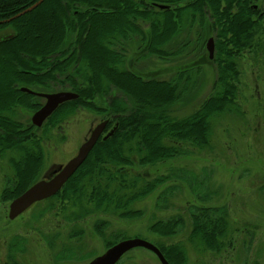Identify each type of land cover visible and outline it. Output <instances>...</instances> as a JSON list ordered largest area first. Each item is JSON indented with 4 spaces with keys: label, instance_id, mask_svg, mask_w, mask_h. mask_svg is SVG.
<instances>
[{
    "label": "trees",
    "instance_id": "obj_1",
    "mask_svg": "<svg viewBox=\"0 0 264 264\" xmlns=\"http://www.w3.org/2000/svg\"><path fill=\"white\" fill-rule=\"evenodd\" d=\"M39 1L0 0V21L24 13ZM48 4L50 10L43 11ZM260 5L264 8V0H44L36 9L0 25L16 29L0 41V81L7 77L4 86L0 82V156L18 153L9 160L13 177L6 180L1 200L12 201L31 187L45 158V142L36 132L40 129L16 117L17 109L35 112L41 106L37 97L21 91V84L37 86L44 93L56 83L70 85L71 92L78 94V99L63 104L44 123L50 127L60 126L80 109L102 110L96 98L108 95L111 85L130 96L129 104L113 97L107 108L110 113L104 111L113 116L116 129L97 142L62 192L51 199L85 198L86 208L92 204L106 215L140 218L142 212L132 209L133 204L154 193L168 177L149 180L132 174V169L175 158L181 153L179 143L208 147L212 118L239 112L238 59L256 47L264 30ZM206 20L216 36L217 77L211 95L193 113L177 118L170 108L189 93L197 71L186 70L170 80L146 79L124 68V44L130 37L140 38L148 55L162 58L182 29L195 22L205 25ZM69 28L75 36L71 53L63 45ZM228 218L226 209L195 207L186 241L155 244L170 264H187L186 242L219 253L232 244ZM183 225V219L175 216L156 221L149 231L171 238Z\"/></svg>",
    "mask_w": 264,
    "mask_h": 264
},
{
    "label": "rangeland",
    "instance_id": "obj_2",
    "mask_svg": "<svg viewBox=\"0 0 264 264\" xmlns=\"http://www.w3.org/2000/svg\"><path fill=\"white\" fill-rule=\"evenodd\" d=\"M49 4L43 11L50 10L52 5ZM260 8L264 10L261 5ZM15 33L12 25L0 28V41ZM74 37L69 28L63 44L67 53L73 51ZM210 38H213L216 48V36L207 20L205 25L200 22L188 24L167 45V54L161 58L148 55L140 38L130 37L124 44L123 66L146 79L160 80L178 77L186 70L197 71L190 80L194 84L190 86L189 93H184L170 108L171 115L183 118L211 95L218 69L216 63L209 59L207 43ZM255 46L238 59L239 112L212 118L210 145L199 148L179 143L181 153L175 158L132 169V174L139 173L149 180L168 177L154 193L133 204L132 209L142 212L138 219L106 215L102 209L96 211L92 208V204L86 208L82 205L87 201L81 198L80 201H68L60 214L49 208L45 216L36 217L37 206L29 213L10 220L9 206L13 200H1V192L6 180L13 177L9 163L11 155L17 156L18 153L7 152L0 156V264H88L110 248L108 245L112 239L122 235L123 240L140 238L154 245L155 242L169 245L184 242L191 232V212L195 207L226 209L232 244L218 253L186 242L187 264H264V30L259 32ZM18 54L26 57L22 52ZM6 80L7 77L1 79L3 86ZM21 86L20 89L27 88L24 84ZM28 87L33 92L38 91L37 86ZM48 90L45 92L72 91L70 85L58 83ZM113 97L122 98L129 104L130 96L110 85L108 95L96 98L103 111L80 109L60 126L50 127L46 123L36 131L45 142V158L35 175L34 184L57 174L58 168L61 169L78 154L79 148L99 123L108 121L100 139H105L116 129L113 116L104 112ZM37 102L44 105L46 101L38 98ZM16 111L20 122L28 127L32 125L33 112L21 108ZM107 111L110 113L109 109ZM46 204L47 209L49 203L39 206L42 209ZM175 216H180L184 225L174 237L164 238L149 231V226L156 221H166ZM77 233L82 238L79 245L72 243V236ZM119 264L161 263L151 251L137 248L126 254Z\"/></svg>",
    "mask_w": 264,
    "mask_h": 264
},
{
    "label": "water",
    "instance_id": "obj_3",
    "mask_svg": "<svg viewBox=\"0 0 264 264\" xmlns=\"http://www.w3.org/2000/svg\"><path fill=\"white\" fill-rule=\"evenodd\" d=\"M44 0H40L34 4L31 8L22 14L17 15L6 21H0V25L9 23L12 20L24 15L27 12L34 10L38 7ZM160 8L165 9L167 7L160 6ZM207 50L209 53V59L213 60L215 54V45L213 38H210L207 43ZM22 92L32 94L45 99V104L38 109L31 118L32 126L36 128H41L44 123L65 103L78 99V95L71 91H60L54 93H37L33 92L27 88H22ZM108 121H103L99 123L90 134L87 141L82 144L79 148L78 154L65 164L57 174H55L51 179H43L31 187H29L25 192L12 201L9 206V219L15 220L25 211H27L34 203L51 198L57 195L68 180L78 171L82 164L86 161L89 154L93 150L94 146L99 141L102 136ZM112 130L105 139L113 134ZM144 248L156 255L161 264H170L165 258L161 250L151 242L140 238L126 239L122 240L113 246H111L105 253L93 259L89 264H118L120 260L130 251Z\"/></svg>",
    "mask_w": 264,
    "mask_h": 264
},
{
    "label": "flooded vegetation",
    "instance_id": "obj_4",
    "mask_svg": "<svg viewBox=\"0 0 264 264\" xmlns=\"http://www.w3.org/2000/svg\"><path fill=\"white\" fill-rule=\"evenodd\" d=\"M33 91V90H32ZM37 92V91H36ZM34 96V95H33ZM36 97V96H35ZM59 170H60V168H58ZM57 169V170H58ZM56 172V171H55ZM58 172V171H57ZM63 189V188H62ZM62 189H61V191L60 192H62ZM56 196V195H55ZM54 197V196H53ZM53 197H51V198H53ZM51 198H48V199H45V200H42V201H39V202H36V203H34L25 213H23V214H26V213H29L30 212V210H32L33 208H35V207H37L38 206V211H36V217H41L42 215H46L47 213H48V211H49V208H51V209H53V210H55L56 212H57V214H60V213H63V211H64V208H63V206L65 205V204H68L69 202L67 201V200H63V199H57V200H52ZM49 203V207L46 209V206H47V204L41 209V207L39 206L41 203ZM75 241H77V242H75ZM81 241H82V238H81V235L79 234V233H77L76 235H73L72 236V243L73 244H81ZM113 246V245H112ZM129 253V252H128ZM127 253V254H128ZM98 257V256H97ZM96 258V257H95ZM95 258H93V259H95ZM56 259V256H54V260ZM92 259V260H93ZM91 260V261H92ZM78 261H80V260H78ZM90 261V262H91ZM121 261V260H120ZM89 262V263H90ZM88 263V264H89ZM119 264V263H118Z\"/></svg>",
    "mask_w": 264,
    "mask_h": 264
}]
</instances>
